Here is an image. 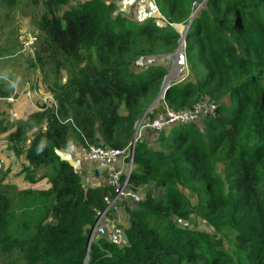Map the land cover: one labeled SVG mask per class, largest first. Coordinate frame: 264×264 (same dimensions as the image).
<instances>
[{"label": "trees", "instance_id": "trees-1", "mask_svg": "<svg viewBox=\"0 0 264 264\" xmlns=\"http://www.w3.org/2000/svg\"><path fill=\"white\" fill-rule=\"evenodd\" d=\"M121 1L127 0H28L43 4L31 66L41 69L57 108H14L19 121L12 133L0 109V131L9 136L0 141V248L7 259L1 264H264V0H156L166 16L187 18L194 1H205L185 35L192 76L165 98L178 110L206 96L217 109L200 123L144 132L130 184L146 187L145 196L119 201L125 212L124 226L114 221L119 231L94 232L117 189L105 170L97 168L98 180L90 182L86 175L95 171L76 170L56 149L77 159L78 148L90 144L130 146L167 73L160 65H133L158 48L178 49L181 38L158 28L155 15H126ZM11 93L0 78L1 100ZM42 178L45 185L26 187ZM16 197L36 198L41 218L16 216ZM244 201H251L252 221L239 209ZM211 210H218L214 227H199ZM230 232L233 245L226 248Z\"/></svg>", "mask_w": 264, "mask_h": 264}, {"label": "rangeland", "instance_id": "rangeland-1", "mask_svg": "<svg viewBox=\"0 0 264 264\" xmlns=\"http://www.w3.org/2000/svg\"><path fill=\"white\" fill-rule=\"evenodd\" d=\"M73 1L83 2L85 0ZM205 1L203 3H201L200 1H194L192 11L188 18L184 15L178 16L177 14H170L166 16L164 13L160 12L157 9L156 0H127L119 2V10L124 12L126 15H155L156 19L161 21L160 24L157 23L158 28L170 29L167 31L172 33H180L181 35V38L178 41V49L173 51L165 50L164 48L163 50H161L160 48H158L157 53H154L153 55H142L133 65L134 69H142L155 65H160L167 69V73L161 82L160 91L154 99L148 102V105L139 120L147 119L150 116H152V119L157 117L160 114L159 109L162 99H165L166 101L165 95L167 90L171 86L184 83L191 78L192 70H190L188 59L186 60L187 67L185 69H181L180 67H177L175 58L177 57L179 52H183L187 58L185 52L187 47V38L185 37V35L189 31L187 27L191 22V18L195 16L193 14L197 12V9H201L203 7ZM42 12V3L40 5H34L31 2L29 3L28 0H17L14 5L0 4V78L4 79L6 83L12 86L14 94L21 99L20 102H18L17 100L18 103H13V105H10L9 103H7V101L0 99V109L4 110V112H10L11 108H15L20 113H23L24 109L30 108L29 103L22 99L25 88L30 89L29 91L31 97L28 96V99L33 103V108L38 107V103H44V100L49 104L51 97H54L53 93L49 91V84H47L48 82L44 80V75H42V71L39 66H31V61L34 59V50L39 46L38 44L41 37L40 30L38 28V20L42 15ZM202 65L206 69L208 68L205 58L202 59ZM224 100L226 102H229L228 98H225ZM197 102H206V106L204 108L207 107V102L211 103V101L208 100L206 96H203L199 100H196L194 104L182 109L188 110ZM166 103L168 104L167 101ZM210 112L209 110H207L203 116L201 115V117L196 122L192 123H200L203 117ZM5 117V124L8 126L9 132L12 133L16 129L15 123L19 121L18 117L15 118L16 120H13L10 117L9 113L6 114ZM135 133L137 136V131ZM153 137L149 142L152 144L153 148H156L158 147V144L155 142L156 139ZM8 138L9 136L7 135V132L0 131V139H2L0 140L2 142L1 144H3V141L8 142ZM0 153H2L1 150ZM76 153L78 154V158L82 160V165L78 169V171H81L83 173L90 171L91 174L93 173V171H95V173L93 175H90L89 177L86 175V178H88L90 182H97L96 180H98V178L95 174L96 170H98L97 168L99 167L84 156L85 151L84 149H82V147H79L78 152ZM99 170L102 171L101 168H99ZM20 179H22V175ZM47 180L48 178L38 179L36 183H28L26 187L37 189V187L45 185ZM145 189L146 187H144L143 190L138 189V196L141 197V199L145 196ZM160 191H162L161 188L153 187L154 194H157ZM15 201L19 203V206L17 205L15 207L14 214L21 218L23 221H32V223H35L41 218L43 214V211H41L43 209V205L41 204V206H39L36 198L34 199V197H23L22 199H19V197H16ZM29 203H32L31 205L36 206L37 208L32 207L31 205L27 210L21 208V206H23L24 204ZM250 203L251 201H244L243 203L239 204V209L242 213H244V218L252 221L254 213ZM23 212H26L27 215L23 214ZM217 212L218 210H211V215L208 216V221L203 220V223L201 224V226L199 224V227L205 228L207 230H209L210 227H214L213 221L216 217ZM108 213L104 215V210L102 214H100V216H102V218L99 220L100 223L98 222L100 225L105 224L106 234L108 230L110 232H115L117 230L119 231L118 226L114 223L115 220H119L120 222H122V226L125 225V212L122 207L121 215H118V213L115 212L117 213V215H109L108 217ZM123 214L124 220H122ZM234 236V232L225 233L224 237L226 238V248H230L233 245L232 241L234 240ZM1 251L3 250L0 248V264L7 260L6 257L3 256V253Z\"/></svg>", "mask_w": 264, "mask_h": 264}, {"label": "built area", "instance_id": "built-area-1", "mask_svg": "<svg viewBox=\"0 0 264 264\" xmlns=\"http://www.w3.org/2000/svg\"><path fill=\"white\" fill-rule=\"evenodd\" d=\"M197 2V1H196ZM203 3V2H201ZM200 8L197 9V12L193 15H196L199 12ZM160 20H156V24H160ZM190 25V24H189ZM189 25L187 29L189 28ZM158 26V25H157ZM177 67L181 69H185L187 67V58L183 52H179L177 57L175 58ZM149 61V60H148ZM150 62V61H149ZM144 64V63H143ZM30 89H26L24 91L25 96H30ZM166 91V90H164ZM13 92L6 98H2V100L7 101L9 104L16 103L19 99L18 96ZM1 99V98H0ZM209 100V99H208ZM197 102L193 105L190 109H178L175 110L168 106L165 99H162L160 103V111L159 115L155 118H147L138 120L136 122V141L141 138L147 130L159 132L163 129L169 128L171 125L177 124H189L192 122H196L201 115L203 116L204 113L209 110L210 113L214 112L217 109V105L213 102ZM44 104L47 106H54L57 108V101L52 96L49 104L45 102ZM11 117L14 119L18 117L17 111L12 109ZM136 141L130 144L125 149L119 148H112V147H101L96 145H88V148L85 149L84 156L91 162L95 163L99 168L105 170L106 181L108 185H111L117 189V194L115 198L109 203L108 208L105 210V214L108 210L112 209L115 210L118 215H121V206L119 205V201L123 199H131L135 201H139L141 197L138 196V191L134 190L130 184V178L132 175V171L134 168V148L136 145ZM82 165V160L80 158L76 159V165L74 166L76 170H78ZM141 189V188H139ZM104 214V215H105ZM100 223V222H99ZM96 225L95 232L98 234H105L106 227L100 224Z\"/></svg>", "mask_w": 264, "mask_h": 264}, {"label": "water", "instance_id": "water-1", "mask_svg": "<svg viewBox=\"0 0 264 264\" xmlns=\"http://www.w3.org/2000/svg\"><path fill=\"white\" fill-rule=\"evenodd\" d=\"M136 141V133L134 135V140H133V143ZM135 149V148H134ZM56 152L57 154L60 156V158L62 160H65L67 161L71 166H75L76 165V159L73 157L72 153L69 152V151H61V150H58L56 149ZM102 218V216L99 217L98 219V222L99 220Z\"/></svg>", "mask_w": 264, "mask_h": 264}, {"label": "crops", "instance_id": "crops-1", "mask_svg": "<svg viewBox=\"0 0 264 264\" xmlns=\"http://www.w3.org/2000/svg\"><path fill=\"white\" fill-rule=\"evenodd\" d=\"M6 82V81H5ZM8 84V83H7ZM9 85V84H8ZM11 85H13V84H11ZM11 87V89H12V91H13V88H12V86H10ZM23 99H25V101L27 102V103H29V106H30V108H26V109H24V112L25 111H28V110H30V109H33V103L28 99V97L27 96H23ZM10 105H13V104H10ZM12 109H14V108H11V110H10V112L12 111ZM7 113H9L8 111H7Z\"/></svg>", "mask_w": 264, "mask_h": 264}]
</instances>
